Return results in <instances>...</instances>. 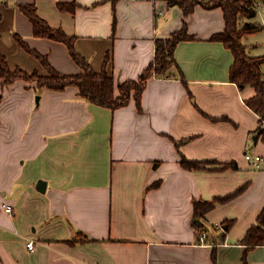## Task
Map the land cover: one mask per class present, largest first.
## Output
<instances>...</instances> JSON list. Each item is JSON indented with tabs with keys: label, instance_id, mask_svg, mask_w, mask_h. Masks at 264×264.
Wrapping results in <instances>:
<instances>
[{
	"label": "crops",
	"instance_id": "1",
	"mask_svg": "<svg viewBox=\"0 0 264 264\" xmlns=\"http://www.w3.org/2000/svg\"><path fill=\"white\" fill-rule=\"evenodd\" d=\"M21 3L75 36L96 70L110 52L116 83L137 79L155 58L156 40L184 24L182 8L168 0H0V50L12 69L28 73L47 70L16 33L59 71L83 68L65 42L35 35ZM254 8L240 26H259L243 41L261 56L264 1ZM186 21L195 38L176 46L171 76L148 80L142 110L135 100L117 109L90 102L75 85L4 86L0 78V264H264V243L243 241L264 207V163L246 158L264 157L260 115L247 104L256 90L230 80L234 55L213 38L225 29L221 7L198 5ZM183 156L206 163L189 169ZM200 200L215 202L197 228ZM78 233L84 239L71 242Z\"/></svg>",
	"mask_w": 264,
	"mask_h": 264
},
{
	"label": "trees",
	"instance_id": "2",
	"mask_svg": "<svg viewBox=\"0 0 264 264\" xmlns=\"http://www.w3.org/2000/svg\"><path fill=\"white\" fill-rule=\"evenodd\" d=\"M256 0H168L169 5H177L183 10L184 24L174 31L170 37L158 38L156 40V53L154 60L143 70L137 79H127L125 81L115 82L114 76L108 70V63L111 54L106 55L104 65L100 71L96 70L91 63L81 55L76 47V37L67 34L63 29L53 28L37 12L35 4L21 3V10L30 18L33 23L36 36H46L55 40L65 42L70 50L73 59L83 68V71L76 74H68L56 69L48 59L46 54L31 48L23 37L15 34L19 45L28 52L34 54L47 70V74H40L38 71L28 73L17 67L12 69L7 61V57L0 50V78L3 79V85H9L17 79H24L27 82H35L39 89L64 90L68 85L78 87L81 97L90 102L117 109L129 104L135 100L139 110H142V94L147 86L148 80L152 76L167 77L173 73V68L178 67L175 58V48L182 40L194 39L195 36L188 31L186 18L194 11L196 6L201 5L206 8L221 7L224 11L225 29L216 34L213 38L222 41L234 55V61L230 67V80L237 83L240 87L252 86L255 88V95L247 100V104L260 115L261 124L256 133L264 135V72L262 64L264 55L251 56L246 50L243 37L247 33H253L259 29V26L250 22L240 26V17L242 15L254 16ZM264 1V0H263ZM76 3H60L62 9L69 8L74 10ZM2 94L0 93V102ZM178 143V142H177ZM181 163L189 169L201 168L206 161L189 159L182 157ZM228 166V165H226ZM159 182L151 186H157ZM244 186H241L233 193L219 197L216 200H228L239 194ZM215 201H196L195 216L193 224L201 228V219L214 206ZM84 239L82 233L73 238ZM244 243L249 247L264 243V207L258 215L257 223L248 230Z\"/></svg>",
	"mask_w": 264,
	"mask_h": 264
},
{
	"label": "built area",
	"instance_id": "3",
	"mask_svg": "<svg viewBox=\"0 0 264 264\" xmlns=\"http://www.w3.org/2000/svg\"><path fill=\"white\" fill-rule=\"evenodd\" d=\"M246 158L256 167V168H261L263 163H264V157L258 154H251V153H246ZM6 211L11 212L12 211V206L8 205L6 206ZM218 226L221 227V224H217ZM206 234L203 232L200 234V240L204 241ZM35 241L30 240L27 243V246L31 249L34 248Z\"/></svg>",
	"mask_w": 264,
	"mask_h": 264
},
{
	"label": "water",
	"instance_id": "4",
	"mask_svg": "<svg viewBox=\"0 0 264 264\" xmlns=\"http://www.w3.org/2000/svg\"><path fill=\"white\" fill-rule=\"evenodd\" d=\"M39 95L37 96V102L39 101ZM46 181L45 180H43V179H39L38 180V182H37V187H38V189L39 190H41V191H45V189H46Z\"/></svg>",
	"mask_w": 264,
	"mask_h": 264
},
{
	"label": "rangeland",
	"instance_id": "5",
	"mask_svg": "<svg viewBox=\"0 0 264 264\" xmlns=\"http://www.w3.org/2000/svg\"><path fill=\"white\" fill-rule=\"evenodd\" d=\"M36 99H37V96H36Z\"/></svg>",
	"mask_w": 264,
	"mask_h": 264
}]
</instances>
